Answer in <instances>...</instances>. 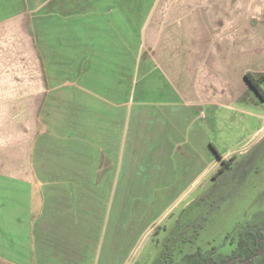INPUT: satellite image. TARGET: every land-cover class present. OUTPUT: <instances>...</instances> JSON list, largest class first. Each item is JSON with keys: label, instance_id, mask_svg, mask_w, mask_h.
<instances>
[{"label": "crops", "instance_id": "crops-1", "mask_svg": "<svg viewBox=\"0 0 264 264\" xmlns=\"http://www.w3.org/2000/svg\"><path fill=\"white\" fill-rule=\"evenodd\" d=\"M247 73H264V0H0V260L120 264L118 185L214 165L191 107L240 100Z\"/></svg>", "mask_w": 264, "mask_h": 264}, {"label": "rangeland", "instance_id": "rangeland-1", "mask_svg": "<svg viewBox=\"0 0 264 264\" xmlns=\"http://www.w3.org/2000/svg\"><path fill=\"white\" fill-rule=\"evenodd\" d=\"M178 28L180 52L187 44L184 41L179 47L180 40L192 34L190 18L181 21ZM261 86L264 89V81ZM249 88L238 101L191 107L195 114L204 116H199L198 122L190 124L188 129L194 125L204 129V135L220 156L212 151L206 153L209 160L213 155L214 165L208 162L201 169L175 170L172 187L140 179L137 173L142 169H135V185H118L120 196L131 198L134 223L133 234L124 229L125 235L116 245L122 257L120 264H158L165 253L178 261L183 254L197 249L213 248L216 253L228 255L237 245L241 230L264 220V99ZM155 172L151 170L150 176L154 177ZM118 174L119 169L114 168L108 176L116 181ZM96 177H101V171ZM25 188L24 196L29 185ZM105 188L112 194L110 187ZM177 191L178 198L170 202L169 197ZM35 201L39 206L40 199ZM142 213L146 215L143 227L138 224ZM147 222L155 225L149 230L145 226ZM126 237L127 249L122 245L123 241L127 242ZM21 250L24 252L26 247ZM0 264L15 263L0 260Z\"/></svg>", "mask_w": 264, "mask_h": 264}, {"label": "trees", "instance_id": "trees-1", "mask_svg": "<svg viewBox=\"0 0 264 264\" xmlns=\"http://www.w3.org/2000/svg\"><path fill=\"white\" fill-rule=\"evenodd\" d=\"M246 78L252 88L264 99V89L261 86L264 73L258 77H252L249 73ZM210 147L219 156L213 144ZM234 155L229 157L232 160ZM226 163L224 164V166ZM221 170V169H220ZM235 257L229 264H264V220L245 227L239 232L237 245L228 255L216 253L213 248L202 251L197 249L191 253L183 254L178 261L168 253L162 254L158 264H225L230 258Z\"/></svg>", "mask_w": 264, "mask_h": 264}, {"label": "water", "instance_id": "water-1", "mask_svg": "<svg viewBox=\"0 0 264 264\" xmlns=\"http://www.w3.org/2000/svg\"><path fill=\"white\" fill-rule=\"evenodd\" d=\"M233 259H235V257L230 258L225 264H229ZM212 264H217V263H212Z\"/></svg>", "mask_w": 264, "mask_h": 264}]
</instances>
